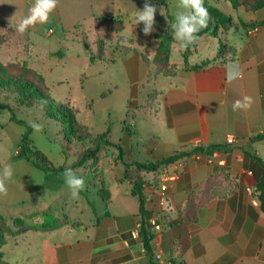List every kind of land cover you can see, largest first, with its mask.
Masks as SVG:
<instances>
[{
	"label": "rangeland",
	"instance_id": "1",
	"mask_svg": "<svg viewBox=\"0 0 264 264\" xmlns=\"http://www.w3.org/2000/svg\"><path fill=\"white\" fill-rule=\"evenodd\" d=\"M162 2L149 0L157 7L155 30L149 35L143 33L142 22L135 25L136 14L143 10L145 0H59L47 23H37L21 34L14 25L28 15V6L23 0H0V33L5 36L0 39V73L20 77L24 66L31 68L25 79L48 91L53 101L72 111L77 122L86 127L65 143L59 124L48 119L40 108L19 105L12 92L0 91V104L9 106L0 107V162L5 164L23 156L22 135L26 127L13 121V115L31 125L33 146L55 166L71 167L85 151L98 147L96 158L72 169L85 181L77 197L71 195L64 172L50 174L46 193L41 195L43 200L50 195L48 209L61 224L67 219L75 229L65 227L53 232L29 231L8 236L1 248L6 263L67 264L66 248H76L95 234L91 223L84 219L94 218L96 223L99 218L101 224L106 221L107 227H113L115 217L138 213L139 200L131 194L132 183L146 182L150 173L139 170L135 163L154 161L155 154L165 152L162 145L170 136L164 111H158L153 104L154 90L160 89L165 81L150 60L159 43L155 34L171 29L173 35L169 15L176 22L177 13L191 11L180 7L179 0ZM211 2L220 10L233 9L226 0ZM113 17L123 20L121 33L98 31V19ZM112 26L119 24L102 22V29ZM118 36L125 39L119 42ZM83 39H87L94 56L103 53L106 59L91 63ZM99 40L104 42L100 50ZM180 50L175 40L174 62L180 60ZM38 75L42 76L47 91ZM33 125H39L40 130ZM106 132L109 134L103 136ZM151 152L154 157H150ZM105 189L109 195L103 192ZM5 217L16 231L13 218L20 216L6 213ZM45 218L42 213L22 219L33 226Z\"/></svg>",
	"mask_w": 264,
	"mask_h": 264
},
{
	"label": "crops",
	"instance_id": "2",
	"mask_svg": "<svg viewBox=\"0 0 264 264\" xmlns=\"http://www.w3.org/2000/svg\"><path fill=\"white\" fill-rule=\"evenodd\" d=\"M23 1L29 9L35 3ZM222 11L233 18L232 27L221 29L218 38L201 37L188 64L183 50L180 60H172L174 40L169 59L174 72L161 75L165 81L153 93V104L164 111L170 135L162 145L165 152L158 155L190 154L146 179L151 260L139 235L138 211L115 217L113 227L99 218L96 223L84 219L95 234L76 248H66L67 264H264V212L257 174L246 157L249 153L264 162V8ZM229 63L239 65L241 78L227 80ZM198 65L202 68L194 69ZM245 96L252 98L251 107L233 110L234 102ZM229 137L235 142L228 143ZM5 164L12 166L13 177L6 181L7 195H0V215L30 218L47 211L52 199L42 196L52 173L40 171L24 156ZM5 164L1 162L0 172ZM174 173L179 177L166 182L162 200L159 185L164 174ZM71 225L60 228L75 229Z\"/></svg>",
	"mask_w": 264,
	"mask_h": 264
},
{
	"label": "trees",
	"instance_id": "3",
	"mask_svg": "<svg viewBox=\"0 0 264 264\" xmlns=\"http://www.w3.org/2000/svg\"><path fill=\"white\" fill-rule=\"evenodd\" d=\"M228 1L234 9H238L240 7H244L246 9H250L252 11L259 10L264 8V0H226ZM161 4H164L162 0H159ZM204 6L207 8L211 19L209 20L208 26L206 28H203L198 33V36L201 38L205 35L213 34L216 38H218V33L221 29H228L232 27L234 21L233 18L226 13H224L222 10H220L218 7H216L214 4L211 3V0H204ZM170 25L174 23V20L170 17ZM99 25H98V31H107L111 30L115 33H121L124 28V22L123 20H117L115 17L113 18H100ZM102 22L103 23H109V24H119L118 27L112 26L108 27L106 29H102ZM242 26H247L243 21L239 22ZM118 41L121 42L123 39H125L123 36H118ZM156 39H158L159 44L157 48V53L153 59V64L156 67V70L159 71L161 75H171L173 74V69H169V59L170 54L172 50V46L174 43V37L172 35V30L169 29L165 33H156L155 34ZM5 38L4 33L3 35L0 33V39ZM84 40V47L85 50L89 53L90 61L91 63H94L98 60H105V54L101 53L97 56H94L92 51L90 50L89 43L87 39ZM220 49L223 50V43L220 41ZM1 44V43H0ZM98 50L101 49L100 46H104V42L102 40L98 41ZM101 44V45H100ZM194 45H190L188 49L183 50V57L185 60V63L188 64V58L193 52ZM129 51L125 52L124 54H128ZM218 56H221V53L218 54ZM1 64V63H0ZM2 67H6V65H2ZM161 67V71L159 70ZM202 68V65L195 66L194 69H200ZM3 71V70H2ZM31 72V68H28L27 66L23 67V73L20 74V77L13 76L9 72H3L0 73V91H9L14 94V99L19 105H23L27 108H33L37 107L40 108L44 115L54 121L57 122L60 126V131L62 132L61 135L63 136V140L66 143L67 141H70L72 138L75 137L76 133L83 129L85 130L86 127L83 125H80L77 122V119L74 116V113L72 111L67 110L63 104L57 103L53 101L46 89V87L43 84V78L42 76H39V80L42 82L43 86L45 87L46 92L42 90L41 87L37 86L36 84L31 83L30 81L25 79V75L27 73ZM1 108H8L9 106H6L4 104H0ZM12 120L16 121L26 127V132L22 135V154L23 156L30 161L34 167L39 169L40 171H43L44 173H61L64 172L67 168L76 169L78 167H81L84 162L90 159L96 158L98 147L85 151L81 157L71 166V167H65V166H55L52 161L49 160V158L42 153L41 151L37 150L33 146V141L30 139V135L32 133V127L29 124L24 123L23 121L17 120L14 115L12 116ZM109 132H106L103 134V136H107ZM110 144H113L109 142ZM115 145V144H113ZM116 146V145H115ZM201 149L196 148V152L200 151ZM120 155L123 154V151L120 149ZM151 154H154L151 152ZM190 154V152H175L174 154L170 156H160L158 154L155 155L154 161H149L145 163H135L137 168L139 170H145L148 173L157 174L160 169L170 163H175L179 159L186 157ZM160 156L161 158L157 159V157ZM246 157L249 161V166L252 172L257 174L256 177V188L259 193V199L261 202V211L264 212V162L254 155H251L249 153H246ZM0 169H1V162H0ZM258 171V173H257ZM127 172H125V179H128ZM145 183V182H144ZM143 182L137 181L132 183V195L137 197L139 200V214L142 217L141 226L139 230V235L142 238V242L145 248V251L147 254L152 256V234L150 233L149 229V223L148 218L149 215H151V212L146 210L145 208V195H144V185ZM104 193L109 195L108 190H104ZM106 199V198H105ZM44 215L46 218L43 220L42 223L36 224L33 226H28L24 219L22 218H13L14 224L17 227V230L14 231L9 225L8 220L4 216L0 215V264H8L4 260V253L2 252L1 248L2 246L6 245L7 243V237L8 236H18L24 233H27L29 231L34 232H49L52 230H55L57 228H60L64 225H68L67 219H65L62 224L61 220H58L55 218L51 210H47L44 212Z\"/></svg>",
	"mask_w": 264,
	"mask_h": 264
},
{
	"label": "clouds",
	"instance_id": "4",
	"mask_svg": "<svg viewBox=\"0 0 264 264\" xmlns=\"http://www.w3.org/2000/svg\"><path fill=\"white\" fill-rule=\"evenodd\" d=\"M58 2L59 0H35V3L28 11V15L22 18L18 24L14 25L16 31L23 34L29 27L35 26L37 23H47L50 15L57 8ZM179 6L191 10L190 13H177L176 22L171 25L174 39L179 43L181 50H186L190 45H194L198 42L200 39L198 33L201 29L208 26L211 17L207 8L204 6V0H179ZM156 12L157 7L149 3V0H145L143 10H138L136 14L135 25L142 22L144 25L142 31L145 35H149L155 30ZM151 54L149 56H151ZM241 77L242 72L238 64L229 63L226 66V78L229 82ZM251 104L252 98L245 96L243 101L237 100L234 102L233 110L247 109L251 107ZM33 127L38 131L40 130L39 125H33ZM63 176L65 178V183L71 190V195L74 198L77 197L79 192L85 187L84 179L76 176L71 168H67ZM12 177V166L10 164H5L2 172H0V195H7L8 189L6 181L11 180Z\"/></svg>",
	"mask_w": 264,
	"mask_h": 264
},
{
	"label": "built area",
	"instance_id": "5",
	"mask_svg": "<svg viewBox=\"0 0 264 264\" xmlns=\"http://www.w3.org/2000/svg\"><path fill=\"white\" fill-rule=\"evenodd\" d=\"M227 142L228 143H234L235 139L233 137H229L227 139ZM178 177H179L178 173H174L172 175L164 174V178H163L162 182L159 185V191H158V193H159L160 197L162 198V200H165V198H166V191L168 189V186L166 185V182L170 181V180L174 181V180L178 179ZM144 189H145V185H144Z\"/></svg>",
	"mask_w": 264,
	"mask_h": 264
}]
</instances>
